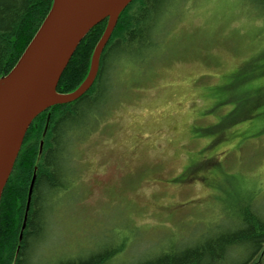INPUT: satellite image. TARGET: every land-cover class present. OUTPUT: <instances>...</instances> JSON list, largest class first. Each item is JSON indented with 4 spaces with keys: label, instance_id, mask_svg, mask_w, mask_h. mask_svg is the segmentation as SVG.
Listing matches in <instances>:
<instances>
[{
    "label": "rangeland",
    "instance_id": "obj_1",
    "mask_svg": "<svg viewBox=\"0 0 264 264\" xmlns=\"http://www.w3.org/2000/svg\"><path fill=\"white\" fill-rule=\"evenodd\" d=\"M157 27L148 57L108 61L107 99L72 142L70 188L47 202L48 260L122 244L111 264H139L233 226L248 203L264 213V94L255 108L227 101L264 92V13L248 0H170Z\"/></svg>",
    "mask_w": 264,
    "mask_h": 264
},
{
    "label": "trees",
    "instance_id": "obj_2",
    "mask_svg": "<svg viewBox=\"0 0 264 264\" xmlns=\"http://www.w3.org/2000/svg\"><path fill=\"white\" fill-rule=\"evenodd\" d=\"M53 1L0 0V79L16 66L47 18ZM169 1L132 0L120 14L104 47L92 86L78 99L44 110L31 123L1 197L0 264H111V259L122 250L121 244L115 250L99 248L88 256L57 261L46 259L43 252L41 255L38 252L30 254L39 244L43 208L46 206L47 209L48 228L53 207L48 209L47 202L55 200L60 191L64 193L70 188V178L74 174L72 142L78 139L80 129L95 120L98 105L107 99L108 61L111 57L132 53L138 60L148 57L149 48L157 41V26L163 21ZM248 1L264 13V0ZM106 26L107 19L94 26L82 39L58 82L59 93L75 91L86 79L94 50ZM262 66L264 64L258 68L257 75L262 73ZM244 81L240 79L239 83ZM259 91L236 93L234 99L227 101L237 100V107L250 103V107L255 108L264 94ZM237 121H224L219 127L229 128ZM34 175L26 224L21 232L27 194ZM256 208L248 203L232 220L233 226L215 225L195 243L184 248L171 245L158 256L139 264H264V213ZM46 235L47 231L42 240ZM245 249L249 253L244 259L226 261L233 252L244 255Z\"/></svg>",
    "mask_w": 264,
    "mask_h": 264
},
{
    "label": "water",
    "instance_id": "obj_3",
    "mask_svg": "<svg viewBox=\"0 0 264 264\" xmlns=\"http://www.w3.org/2000/svg\"><path fill=\"white\" fill-rule=\"evenodd\" d=\"M131 1L54 0L49 16L16 66L0 79V202L31 123L44 110L74 101L92 86L104 47ZM105 19L107 26L94 50L88 76L75 91L59 93L58 82L76 48Z\"/></svg>",
    "mask_w": 264,
    "mask_h": 264
},
{
    "label": "flooded vegetation",
    "instance_id": "obj_4",
    "mask_svg": "<svg viewBox=\"0 0 264 264\" xmlns=\"http://www.w3.org/2000/svg\"><path fill=\"white\" fill-rule=\"evenodd\" d=\"M33 177H35V175ZM31 183H32V181H31ZM31 183H30V186H29L28 194H27L26 208H25V211L23 213V223H22V226H21V232L23 231V229L25 227L26 219H27V215H28V209H29V206H30L31 194H32V186H31ZM19 206H20V204H19ZM40 230H41V236H40V239H39L38 247H37V245H36V247L34 246L32 252L31 251H30L31 253L29 252L30 254L33 253L35 255V252H38L39 254L40 253L42 254L40 245L42 246V242L44 240V238L42 240V237L46 234V231H47V209H46V206L43 208V211H42V215H41V228H40ZM20 240H21V234L19 236V242H20Z\"/></svg>",
    "mask_w": 264,
    "mask_h": 264
}]
</instances>
